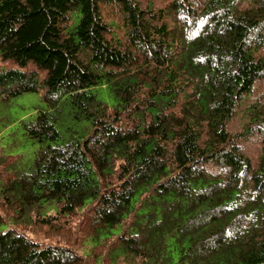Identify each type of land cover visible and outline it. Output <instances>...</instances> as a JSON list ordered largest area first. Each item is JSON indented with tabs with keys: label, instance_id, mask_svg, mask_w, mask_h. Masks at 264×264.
<instances>
[{
	"label": "trees",
	"instance_id": "trees-1",
	"mask_svg": "<svg viewBox=\"0 0 264 264\" xmlns=\"http://www.w3.org/2000/svg\"><path fill=\"white\" fill-rule=\"evenodd\" d=\"M163 1L0 0V264H264V0Z\"/></svg>",
	"mask_w": 264,
	"mask_h": 264
},
{
	"label": "rangeland",
	"instance_id": "rangeland-1",
	"mask_svg": "<svg viewBox=\"0 0 264 264\" xmlns=\"http://www.w3.org/2000/svg\"><path fill=\"white\" fill-rule=\"evenodd\" d=\"M142 2L147 0H141ZM158 5H162L164 3L163 0H153ZM108 6H104L103 10L104 13H107ZM17 62L12 58L7 59H0V67L2 68H8L12 66H16ZM264 89V78H261L257 84L255 90L251 93L249 97H246V100L248 101L249 98H252L253 96L257 95L260 91ZM42 92L40 91H30L25 92L18 96L11 109L7 112H2L1 115H11L8 120L6 119H0V142L4 144H8L13 142L14 139H18V145L14 148L15 151H24L28 152L29 155H26L24 153V157L27 159L30 157V155L34 154L35 149L38 146V143L32 139L26 137V135L23 133V130L20 128V119L27 117H33L36 115L37 112V106L38 105H44V102L41 99ZM107 100H111L109 96H104ZM245 104L242 103L241 107H244ZM246 120L245 113L243 108L239 110V112L229 121L228 127L231 131H238L240 130L244 122ZM17 130L18 132L16 134H11V131ZM28 138V139H27ZM243 145L245 146L246 151L252 158V161L255 162L257 153L260 148V141L257 137V135H253L250 137L249 140L243 141ZM57 209L56 204H52L48 210L49 211H55ZM45 210V211H48Z\"/></svg>",
	"mask_w": 264,
	"mask_h": 264
}]
</instances>
